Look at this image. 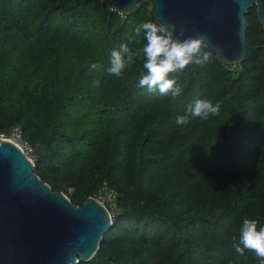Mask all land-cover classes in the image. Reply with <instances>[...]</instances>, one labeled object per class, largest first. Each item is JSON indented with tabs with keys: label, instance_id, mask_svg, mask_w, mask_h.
<instances>
[{
	"label": "trees",
	"instance_id": "trees-1",
	"mask_svg": "<svg viewBox=\"0 0 264 264\" xmlns=\"http://www.w3.org/2000/svg\"><path fill=\"white\" fill-rule=\"evenodd\" d=\"M154 11L152 0L130 14L100 0H0V134L19 126L35 149V173L76 205L104 182L118 192L112 227L78 264H259L234 248L245 219L264 226L257 7L246 15L247 56L237 71L206 45L210 63L169 74L177 97L138 86L142 59L119 78L107 71L113 50L143 47L134 29L157 24ZM197 100L219 104V114H189L177 126Z\"/></svg>",
	"mask_w": 264,
	"mask_h": 264
},
{
	"label": "water",
	"instance_id": "water-1",
	"mask_svg": "<svg viewBox=\"0 0 264 264\" xmlns=\"http://www.w3.org/2000/svg\"><path fill=\"white\" fill-rule=\"evenodd\" d=\"M142 1L110 0L125 14ZM152 1L159 25H175L184 38H202L223 64L246 58V15L254 5L264 30V0ZM112 225L104 205L89 197L79 206L53 191L19 147L0 140V264L88 262Z\"/></svg>",
	"mask_w": 264,
	"mask_h": 264
},
{
	"label": "clouds",
	"instance_id": "clouds-1",
	"mask_svg": "<svg viewBox=\"0 0 264 264\" xmlns=\"http://www.w3.org/2000/svg\"><path fill=\"white\" fill-rule=\"evenodd\" d=\"M134 31L137 36L143 31L146 43L138 52L131 51L126 44L121 45L119 50H113L111 66L107 71L119 78L126 67L132 66L137 59H142L145 73H142L138 86L146 87L149 92L158 90L161 96L170 94L177 97L182 90L175 79L169 78V74L181 72L190 65L204 67L210 63L211 54L203 50L206 47L205 41L200 37L184 38V32L181 30L177 34V28L173 24L159 25L146 22L137 26ZM225 65L229 67L231 64ZM90 68L95 71L102 68V65L92 63ZM94 84L99 86L98 81H94ZM219 111V104L213 105L208 100H197L194 106H189L187 114L176 117L175 123L177 126H186L189 123V114L193 118L206 120L209 115H218ZM234 248L240 255H244L245 250L253 252L259 264H264V226L258 228L257 220L245 219L240 228L239 243L234 245Z\"/></svg>",
	"mask_w": 264,
	"mask_h": 264
},
{
	"label": "built area",
	"instance_id": "built-area-1",
	"mask_svg": "<svg viewBox=\"0 0 264 264\" xmlns=\"http://www.w3.org/2000/svg\"><path fill=\"white\" fill-rule=\"evenodd\" d=\"M105 3L110 11L120 13L117 8L110 2V0H100ZM240 67V63H234L229 65V69L236 71ZM0 140L8 141L15 144L19 147L26 156L35 163V149L34 147L24 138L23 131L19 126L11 129L7 134L1 133ZM91 198L95 199L100 204L104 205L109 211L111 217L113 218L115 214L118 213V192L116 189L110 186L108 182H104L100 189L92 196Z\"/></svg>",
	"mask_w": 264,
	"mask_h": 264
}]
</instances>
